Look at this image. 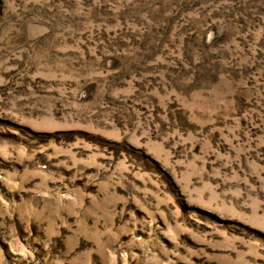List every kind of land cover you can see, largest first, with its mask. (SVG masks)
<instances>
[{
    "label": "rangeland",
    "instance_id": "rangeland-1",
    "mask_svg": "<svg viewBox=\"0 0 264 264\" xmlns=\"http://www.w3.org/2000/svg\"><path fill=\"white\" fill-rule=\"evenodd\" d=\"M0 264H264V0H0Z\"/></svg>",
    "mask_w": 264,
    "mask_h": 264
}]
</instances>
